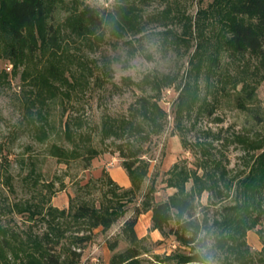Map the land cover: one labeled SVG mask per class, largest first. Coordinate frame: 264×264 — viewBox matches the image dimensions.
I'll return each instance as SVG.
<instances>
[{"label":"trees","instance_id":"trees-1","mask_svg":"<svg viewBox=\"0 0 264 264\" xmlns=\"http://www.w3.org/2000/svg\"><path fill=\"white\" fill-rule=\"evenodd\" d=\"M154 1L116 0L111 9H105L81 0H0L2 55L14 67L26 64V75L38 88L37 97L31 99L28 106L25 127L20 130L18 128L12 139L17 140L24 133H30L34 139L45 144L47 155L59 163L70 165L80 161L88 169L92 161L102 153V149L92 141L88 143L80 140L70 149L52 140L54 125L50 120L51 106L48 103L59 95L69 98L72 93L80 90L81 79H87L86 72L89 70L84 60L70 51V46L77 44L82 48L96 50L108 38L120 40L126 36L142 34L153 18L150 20L146 11ZM60 9L68 12L63 23L57 19ZM157 16L166 28L168 19L175 20L181 26L180 33L166 29V34L174 38L175 45L184 43L190 46L197 41L196 51L190 59L192 71L197 78L204 69L217 72L223 78V83L233 80L236 86L242 85L240 105L243 99L254 100L255 93L248 88V84H261L264 81V0H212L206 8H200L195 17L182 9H178L172 16L170 7ZM229 63L235 65L233 72ZM74 66L82 68L80 74L75 73ZM103 70V80L110 82V65L106 63ZM177 81V75L153 74L147 79L153 92L151 96L140 97L128 117L106 116L102 121L100 133L103 141L135 138L128 145H116V151L123 159L121 166L128 174L131 186H120L104 171L100 180L108 186L110 196L105 194L99 206L91 199L86 200L80 196L76 205L59 209L49 202L52 192L45 196L44 201L37 198L8 204L11 212L25 214L30 222L41 221L45 229L42 233L32 229L19 233L2 220L4 215L0 216V264H81L82 250L90 238L85 233L78 235L81 230L92 231L99 227L109 230L125 217L128 204L139 196V204L133 215L124 222L122 229L134 245L115 254L113 264H138L140 251L137 244L145 238L138 237L135 227L139 216L147 212H152L151 231H159L164 239L173 236L181 246H192L196 231L203 224L198 218L202 194H223L219 183L222 164L210 147L202 141L194 145L198 156L196 169H188L179 164L172 167L167 186L176 191L167 200H156L155 180L142 192L151 166L150 161L144 158V143L151 135H159L164 131L167 113L159 105V98L164 89L176 85ZM196 84L187 83L180 94L175 109L176 118H184L194 109L198 100L197 94L193 93ZM254 117L260 118L258 115ZM64 130L65 136L72 141L69 121L64 124ZM237 138L249 149L264 148V136L256 141L240 135ZM22 164L27 172L25 180L29 183L28 187L39 193L42 173L38 157L30 154L23 159ZM5 180L2 184L0 178V208L1 187L7 185L13 189L14 186L11 175L6 176ZM190 181L192 186L188 189ZM92 184L95 185V182L86 187L90 188ZM237 196L239 204L232 209L235 216L215 222L221 226L222 240L240 239V235H244L247 227H250L247 214L251 212L257 220L259 215L256 212L263 209L264 151L256 158L249 175L238 183ZM240 217H244L242 222ZM74 226L79 231L69 238L68 232ZM116 244L111 247L115 248ZM166 260L174 264L205 263L204 257L198 253L175 254Z\"/></svg>","mask_w":264,"mask_h":264},{"label":"rangeland","instance_id":"rangeland-1","mask_svg":"<svg viewBox=\"0 0 264 264\" xmlns=\"http://www.w3.org/2000/svg\"><path fill=\"white\" fill-rule=\"evenodd\" d=\"M81 1L91 6L111 9L116 0ZM211 2L212 0H155L146 11L149 19L153 18L142 34L126 36L120 40L108 38L96 50L82 48L77 44L70 46V51L83 59L89 70L86 72L87 79H81L80 90L72 93L69 98L59 95L48 103L51 106L50 120L54 125L52 140L70 149L80 140L88 143L92 141L102 149V153L92 161L88 169L80 161L70 165L59 163L57 159L47 155L45 144L34 139L30 133H24L17 140L12 139L18 128L20 130L25 127L28 106L31 99L37 97L38 88L26 75V64L14 67L3 57L0 47V178L3 184L6 182L5 177L11 175L14 185L13 189L7 185L1 187L0 216L4 215L2 220L6 224L19 233L30 229L42 233L45 229L43 222L28 221L25 214L11 212L8 204L37 198L44 201L50 192L53 193L50 204L59 209L76 205L80 196L86 200L91 199L99 206L104 201L105 194L110 196L108 186L100 180L104 171L119 183L116 170L122 167L123 159L116 151V145H128L135 140L134 137H126L122 140L103 141L100 133L103 119L106 116L128 117L140 97L152 95L148 77L153 74H173L178 76L176 85L164 89L159 98V105L167 113L165 129L159 135H151L144 143V158L150 161L151 166L142 192L155 180L156 200H167L176 191L167 186L172 167L179 164L188 169H196L198 156L194 145L197 141H202L222 164L219 183L223 194H202L198 218L203 224L196 231L195 241L190 247L181 246L173 236L164 239L159 231H151L152 212L141 214L135 230L140 239H145L137 244L140 251L138 264H174L166 259L175 254L193 253L204 257L203 264H264V203L263 209L256 212L259 215L257 220L251 212L247 214L250 227H247L244 235H240V239L222 240L221 226L215 224L225 217L235 216L232 209L239 204L238 183L249 175L256 158L264 151V148L249 149L237 138L240 135L256 141L264 136V81L261 84L249 83L248 88L255 93L254 100L243 99L240 105L242 85L236 86L233 80L225 84L217 72L212 73L206 69L197 78L190 63L197 41L190 46L184 43L175 45L174 38L171 34H166V29L180 33L181 26L175 20L168 19L166 28L163 26L164 22L157 18V14L167 7L171 8L172 16L178 9H182L195 17L200 8H206ZM67 15L66 9H60L58 21L63 23ZM106 63L111 69L110 82L103 80V67ZM229 65L233 72L235 65ZM73 69L78 75L82 68L74 66ZM194 82H197V86L195 85L193 93L198 97L194 109L188 116L176 118L175 109L179 96L187 83ZM75 86L77 88L76 83ZM254 115L260 118H255ZM67 121L71 123L72 141L64 133ZM30 154L38 157L42 173L39 193L31 190L25 180L27 172L22 161ZM199 173L202 174L203 171L200 170ZM94 182L95 185L86 187ZM191 186L192 181L187 184L188 189ZM140 199L139 196L129 203L125 217L109 230H103L102 227L92 231L81 230L78 235L85 233L90 237L82 250L81 264H113L115 254L134 245L122 229L124 222L133 215ZM243 218L240 217L239 220L242 222ZM78 231L79 228L74 226L68 232L69 238L77 235ZM115 243L116 247L112 248L111 245Z\"/></svg>","mask_w":264,"mask_h":264},{"label":"crops","instance_id":"crops-1","mask_svg":"<svg viewBox=\"0 0 264 264\" xmlns=\"http://www.w3.org/2000/svg\"><path fill=\"white\" fill-rule=\"evenodd\" d=\"M116 173L119 176L118 184L122 187L129 188L131 186V181L126 171L122 167H119Z\"/></svg>","mask_w":264,"mask_h":264}]
</instances>
